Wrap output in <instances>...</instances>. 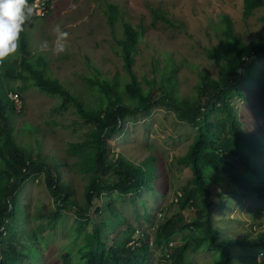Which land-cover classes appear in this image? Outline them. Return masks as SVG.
Instances as JSON below:
<instances>
[{"label":"rangeland","instance_id":"rangeland-1","mask_svg":"<svg viewBox=\"0 0 264 264\" xmlns=\"http://www.w3.org/2000/svg\"><path fill=\"white\" fill-rule=\"evenodd\" d=\"M51 1L48 17L31 19L21 35L31 46L34 63H40L38 68L72 89L79 90L85 86L86 76H94L91 66L109 80L120 77L122 88L129 80L120 48L102 11L110 3L118 6L123 18L141 33L134 71L142 89L152 97L161 92L153 87L166 83L173 95L177 93L179 98L192 101L200 88L202 73L222 81L225 64L212 59L207 51L221 50L222 39L226 38L223 17L232 21L236 36L246 46L264 41V7L247 14L246 0ZM155 10L171 20L173 26L153 17ZM55 24L69 32V48L60 55H54L50 48H38L45 40L51 45ZM18 55L19 49L5 62L16 60ZM248 71L250 75L239 80V93L231 102L242 128L264 139V99L258 87L264 81V54ZM23 75L26 79L15 82L16 87L26 86L23 108L14 123L16 138L35 155L40 153L47 162L60 165L62 179L71 188V200L85 209V193L92 175L108 178L113 173V168L91 173L82 170L80 157L69 154L70 145L90 139L94 126L78 114L72 103L66 106L60 97L39 89L32 76ZM97 94L95 89L85 93L88 106L97 107ZM214 111L215 121L223 123L218 127L221 139L231 144L224 110L218 106ZM197 132L198 124L180 120L176 110L163 101H155L149 114L129 115L122 121L112 138L109 156L122 153L138 164L146 161L150 184L137 194H121L114 189L104 193L100 202V215L106 222L102 240L123 251L130 235L140 229L149 242L146 264H162L163 253L173 254L174 247L183 246H187L186 264H216L223 259L222 250L226 247L212 246L205 237L198 213L208 210L217 230L216 243L233 242L228 249L235 254L237 264H257L255 259H248V254L258 247L249 245L264 233V202L255 195L248 197L236 185L218 187L212 198L199 197L195 205L184 211L185 221L193 226L173 237L168 246L155 243L159 227L181 209L182 203L179 205L175 199L189 191L194 179L191 165L181 164L180 160L188 153ZM256 166L264 175V156L257 158ZM214 173L219 174L215 169ZM16 195L18 208L9 233L2 237L3 251L16 248L26 256L21 264H65L67 254L69 264H87L80 249L92 236L93 220H84L81 226L73 208L59 209L45 186L43 174L33 176ZM245 242L247 247L242 246ZM93 249H97L96 243Z\"/></svg>","mask_w":264,"mask_h":264},{"label":"trees","instance_id":"trees-1","mask_svg":"<svg viewBox=\"0 0 264 264\" xmlns=\"http://www.w3.org/2000/svg\"><path fill=\"white\" fill-rule=\"evenodd\" d=\"M35 1L29 0V3ZM245 3L247 14L256 8L264 7V0H246ZM102 11L110 23L112 35L120 48L125 71L129 77L124 88L120 77L112 80L103 77L97 67L91 66L89 59L87 63L94 70V76H86V84L79 90L65 87L67 85L64 86L39 69V62L34 63L35 56L24 35L20 38L18 58L0 64V219L2 220L0 226L5 219H8L6 230L7 234L9 233V226L18 208L17 192L33 176L43 174L45 186L59 209L73 208L80 218L81 226L84 220H93L92 236H89L88 243L80 249L87 264H146L150 250L149 242L144 241L136 250L128 247L136 230L128 238L127 248L123 251L118 247L107 245L102 240L106 222L100 215V202L104 193L114 189L121 194H137L150 184V166L146 161L138 164L122 153H118L116 157L109 156L113 136L129 115L151 113L155 101H163L173 107L180 120L198 124L196 139L188 153L180 160L181 164L191 165L194 179L189 191L179 203V205L182 203L181 209L159 227L155 243L160 246H168L173 237L193 226L185 221L184 211L195 205L202 195L206 198L215 196L214 192L218 187L231 185L233 188L236 185L248 197L255 195L264 202V175L259 174L256 166L257 158L264 156V139L242 128L235 106L231 102V99L239 93L237 89L239 80H244V75L247 77L250 75L248 70L256 58L264 54V41L246 46L236 36L232 21L223 17L226 38L222 39L221 50L214 48L207 51L212 59L225 64L222 81L202 73L200 88L192 101L179 98L177 93L173 95L170 86L166 83L159 87L154 86L153 88H158L161 92L157 97H152V94L149 95L142 89L134 71L141 33L123 18L114 3L102 7ZM152 15L173 26V22L159 11H152ZM172 71L171 67L170 72ZM23 73L27 77L32 76L39 89L60 97L66 106L72 103L78 114L94 126L90 132V139L70 145L69 154L80 157L82 170L91 173L113 168V173L108 178L92 175L85 193L87 201L85 209L71 200V188L62 179L60 165L47 162L40 153L35 155L28 145L16 138L14 123L18 111L8 94L15 92L22 99L26 86L16 87L15 82L26 79ZM170 80L172 81L173 77H170ZM258 87L264 99V81H260ZM92 89L98 91L95 96L97 107L88 106L84 101L85 93H90ZM205 104L207 108L204 110ZM218 106H221L225 112L224 125L228 128L231 144L225 143L219 134L218 127L223 123L220 124L214 119V109ZM214 169L219 174H215ZM198 217L201 227L206 232L205 237L210 240V245L226 247L222 250L223 259L216 264H237L235 254L228 249L233 242L216 243L217 230L211 224L210 211L207 210L205 214L199 211ZM2 237L0 234V255H3L4 259L0 260V264H21L26 256L17 252L16 248L3 251ZM95 243L97 249L94 250ZM247 245V242L242 244L243 247ZM251 245L258 248L248 254V259L257 261L258 255L264 252V233H261L249 247ZM174 248L173 254L163 253V260L165 259L166 263L162 262V264H186L187 246ZM167 255H169L168 259H166ZM65 258V264H69V254Z\"/></svg>","mask_w":264,"mask_h":264},{"label":"clouds","instance_id":"clouds-1","mask_svg":"<svg viewBox=\"0 0 264 264\" xmlns=\"http://www.w3.org/2000/svg\"><path fill=\"white\" fill-rule=\"evenodd\" d=\"M39 14L37 3H29V0H0V64L17 53L25 25ZM51 31L55 37L51 45L47 40L42 41L38 45L39 50L50 48L54 55L65 53L69 48V32L60 24H55ZM262 258L264 253L257 257V264H261Z\"/></svg>","mask_w":264,"mask_h":264},{"label":"built area","instance_id":"built-area-1","mask_svg":"<svg viewBox=\"0 0 264 264\" xmlns=\"http://www.w3.org/2000/svg\"><path fill=\"white\" fill-rule=\"evenodd\" d=\"M34 3H37L38 10H39L40 14L37 16H34L32 19H36V20L46 19L48 17V15L50 14V11L52 9V1L51 0H36ZM8 96L11 99V101H13L15 103L16 110L20 111L23 108V102H22V99L19 96V94L15 93V92H10L8 94ZM183 197H184L183 194H179L178 198L175 199L176 203H180L181 200L183 199ZM1 222H2V220L0 219V223ZM8 223H9V220L5 219L4 223L0 226V234L3 237L7 235L6 226ZM145 234L146 233H144L142 230L137 229L136 232L134 233V235L132 236V239L129 241L128 247L135 249V250L138 249L139 247H141L142 243L144 241H147L145 238ZM171 246H173V244H171ZM262 253H264V252H262ZM168 258H169V255L166 256V259H168ZM163 263H166L165 259H164ZM261 264H264V258H262Z\"/></svg>","mask_w":264,"mask_h":264}]
</instances>
